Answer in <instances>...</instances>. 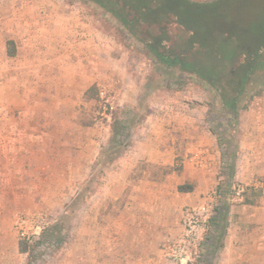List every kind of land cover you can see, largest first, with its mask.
Instances as JSON below:
<instances>
[{
	"label": "rangeland",
	"instance_id": "rangeland-1",
	"mask_svg": "<svg viewBox=\"0 0 264 264\" xmlns=\"http://www.w3.org/2000/svg\"><path fill=\"white\" fill-rule=\"evenodd\" d=\"M232 4L225 22L236 32L235 40L264 43V0ZM69 21L88 26L107 45L105 77L89 79L90 63L78 45L72 49L75 57L49 63L57 49L51 39L63 36ZM11 30L32 43L23 49L14 45L15 55L8 57ZM80 36L75 35L76 44L83 40ZM36 52L43 69L39 75L34 59L28 58ZM154 74L140 46L93 4L0 0V133L17 139L7 150L12 171L5 179L0 174V264H28L27 255L18 253V240L23 235L36 240L55 225L57 235L67 236L65 244L50 258L30 259L31 264H113L117 259L131 264L152 251L173 264L163 256L162 245L181 233L185 208L212 197L219 185L235 204L255 184L264 191V71L250 77L236 123L229 120L223 96L203 82L168 90ZM90 83L96 86L91 99L84 95ZM173 106L180 115L200 121V129L216 143L217 137L223 139L214 159L218 184L198 194L197 183L185 176V161L191 170L197 168L190 152L175 154L164 166L139 158L136 140L143 137L146 120L161 119L162 110L170 115ZM115 115L130 132L121 146L112 140ZM40 133L42 144L35 143ZM232 151L237 154L235 177L227 185L226 156ZM185 184L193 185V191L178 192ZM108 248L112 252L107 254Z\"/></svg>",
	"mask_w": 264,
	"mask_h": 264
},
{
	"label": "trees",
	"instance_id": "trees-1",
	"mask_svg": "<svg viewBox=\"0 0 264 264\" xmlns=\"http://www.w3.org/2000/svg\"><path fill=\"white\" fill-rule=\"evenodd\" d=\"M79 1L93 4L110 16L119 31L140 46L141 53L153 66L154 75L163 80L168 90L174 86L178 87L173 90H181L188 82H203L210 91L223 96L229 120L236 123L250 77L264 71V43L236 41V32L225 22L234 7L232 2L240 0H230L231 3L229 0ZM6 53L9 57L15 54L11 41L6 43ZM95 93L96 86H91L84 95L91 99ZM111 134L119 146L126 144L130 135L125 122L116 115L111 123ZM217 141L222 148L223 139L217 137ZM226 157L231 160L226 175L229 184L236 154L232 151ZM177 190L190 193L193 185H179ZM223 221V211L215 208L195 264H218L217 255L223 247ZM66 239V235H57L55 225L53 229L41 231L36 240L21 237L18 253L27 255L31 264L32 258L34 261L40 257L50 258Z\"/></svg>",
	"mask_w": 264,
	"mask_h": 264
},
{
	"label": "crops",
	"instance_id": "crops-1",
	"mask_svg": "<svg viewBox=\"0 0 264 264\" xmlns=\"http://www.w3.org/2000/svg\"><path fill=\"white\" fill-rule=\"evenodd\" d=\"M66 24L64 28L66 32H64V35L56 36L51 39L52 42H55L54 45L57 49L55 50L56 53L51 56L52 58H50L49 63L53 65L55 62H62L65 59H69L71 56L75 57L72 49L73 46L76 47L78 45V53L83 54L85 59L90 63L88 68L90 75L89 79L94 81L96 78L105 77L107 69L102 62L105 61V56L107 55L105 53L107 45L102 39L99 37L97 38L94 31L89 29L88 26L82 25L81 23H72L70 21ZM78 32H81V36L84 37L79 44H76L77 39L75 35ZM8 33L11 34V40H13V42H11L17 49L19 47L23 49V47H28L32 43L30 38L24 37V33L16 34L12 30L8 31ZM81 36L80 38H82ZM36 55L37 52L28 58L34 59L36 70L34 72H36V75H39L42 67L40 60L37 59L40 57ZM27 74H25V76H27ZM91 86L95 85L90 83L88 88ZM10 93L11 92H9V94ZM170 108V115L167 114L168 112L166 113L162 110L161 119L156 120V122L151 118L146 120L145 127L142 130L143 137H137L138 139L136 140L142 149L139 158H143L159 166H164L165 164H171L170 158L175 156V154H182L183 152V154L187 156V152H190L192 156H190L191 160L196 158L203 163L202 167L197 166L196 169L191 170L187 163L188 161L184 162V167L187 168L185 170V176L189 178V181H195L197 183L195 191L198 194L201 190H207L210 186L213 187L215 184H218L217 178L215 177L216 167L214 163L215 156L218 155L216 146L218 141L216 143L213 138H210L209 135L203 131L202 127L200 129L198 125L200 121L186 117L185 114L180 115L177 106ZM163 115H168V117H164ZM4 126L10 128L11 125H6L5 123ZM194 132L199 133L196 135ZM25 137L28 140L32 138L31 135H26ZM13 140L17 139L13 138L10 134L0 133V174H4V179L5 175L12 171L9 166L11 158L7 150L10 148L8 144ZM35 140V143L39 142V144H42L44 140L43 133L35 135ZM233 148H236V146H233ZM221 157H223L222 154ZM228 161L230 163L231 160ZM236 161L237 154L234 161L233 177L231 181L235 177ZM218 179H222V177L218 175ZM3 183L5 186L6 180H4ZM229 184L227 183V185ZM219 187L220 190L215 199L214 209L217 208V210L223 211L224 234L222 238L223 247L217 255L218 264H264V191L261 190L260 193L258 189L261 188L260 185L255 184L254 189L248 192L245 200L235 204L229 199L226 192H223L225 189L220 185ZM212 216L213 213L211 217ZM131 237L136 239L133 234ZM109 248L106 251L107 254L112 252L109 251ZM118 250L123 254L122 248ZM131 250L132 251H129V253H136L134 249ZM145 253H148V251H145ZM151 254V256L149 253L148 256L143 257V259L131 262V264H166V261L162 260L161 254L155 251H152ZM106 260L107 259H105V261ZM105 263L109 264L107 262ZM113 264L124 263L122 259H117Z\"/></svg>",
	"mask_w": 264,
	"mask_h": 264
},
{
	"label": "built area",
	"instance_id": "built-area-1",
	"mask_svg": "<svg viewBox=\"0 0 264 264\" xmlns=\"http://www.w3.org/2000/svg\"><path fill=\"white\" fill-rule=\"evenodd\" d=\"M99 96H104V91H99ZM194 164L202 167V161L194 159ZM240 192V191H238ZM237 192V194H239ZM217 190L212 197L207 198L201 204L187 207L182 213L181 233L166 240L162 245V254L173 264L190 263L198 257L202 241L208 232V221L213 213ZM24 237V235L22 236ZM29 239V237H25Z\"/></svg>",
	"mask_w": 264,
	"mask_h": 264
}]
</instances>
